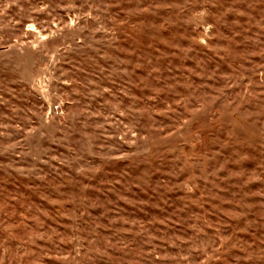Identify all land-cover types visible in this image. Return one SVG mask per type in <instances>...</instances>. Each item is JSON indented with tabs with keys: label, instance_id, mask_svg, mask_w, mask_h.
Returning a JSON list of instances; mask_svg holds the SVG:
<instances>
[{
	"label": "rangeland",
	"instance_id": "rangeland-1",
	"mask_svg": "<svg viewBox=\"0 0 264 264\" xmlns=\"http://www.w3.org/2000/svg\"><path fill=\"white\" fill-rule=\"evenodd\" d=\"M0 264H264V0H0Z\"/></svg>",
	"mask_w": 264,
	"mask_h": 264
}]
</instances>
